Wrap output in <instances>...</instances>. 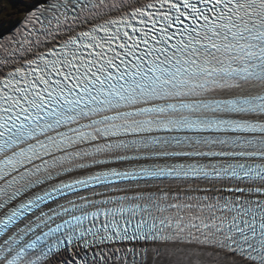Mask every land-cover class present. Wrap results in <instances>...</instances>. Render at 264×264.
Segmentation results:
<instances>
[{
  "label": "snow or ice",
  "instance_id": "obj_1",
  "mask_svg": "<svg viewBox=\"0 0 264 264\" xmlns=\"http://www.w3.org/2000/svg\"><path fill=\"white\" fill-rule=\"evenodd\" d=\"M11 3L0 264H264V0Z\"/></svg>",
  "mask_w": 264,
  "mask_h": 264
},
{
  "label": "rangeland",
  "instance_id": "obj_2",
  "mask_svg": "<svg viewBox=\"0 0 264 264\" xmlns=\"http://www.w3.org/2000/svg\"><path fill=\"white\" fill-rule=\"evenodd\" d=\"M11 0H0V19H4L7 13L14 12ZM22 15V14H21Z\"/></svg>",
  "mask_w": 264,
  "mask_h": 264
}]
</instances>
